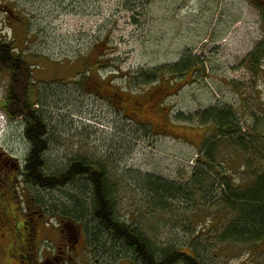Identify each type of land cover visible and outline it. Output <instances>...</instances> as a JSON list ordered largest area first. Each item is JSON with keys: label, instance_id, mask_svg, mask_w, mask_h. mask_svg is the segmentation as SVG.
I'll list each match as a JSON object with an SVG mask.
<instances>
[{"label": "rangeland", "instance_id": "obj_1", "mask_svg": "<svg viewBox=\"0 0 264 264\" xmlns=\"http://www.w3.org/2000/svg\"><path fill=\"white\" fill-rule=\"evenodd\" d=\"M144 2L0 0V39L12 42L31 66L32 99L45 112L47 165L55 171L77 157L101 163L114 185L118 216L138 226L160 249L176 247L201 264H264V243L220 239L233 214L219 203V177L206 197L195 196V203L168 199L167 205L157 207L149 204L142 185L146 176L188 183L200 151L214 137V128L200 125L195 113L219 107L231 110L242 126L255 124V117L264 122V64L254 71L243 61L263 37L264 0L257 2L261 9L253 6L254 0ZM184 55L201 67L173 87H150L137 80L140 71L175 64ZM87 69L95 77L92 85L101 82L99 90L106 88L101 81L106 78L113 81L109 89L127 103H141L137 122L147 126L127 120L109 100L73 81ZM7 81V74L0 72V99ZM157 124L165 135L149 133ZM5 130L7 145L22 156L27 144L20 137V121L9 120ZM216 158L219 172L236 184L246 183L241 152L223 145ZM90 191L86 182L33 190L38 206L46 200L49 212L66 218L81 207V218L75 217L78 224L73 226L47 212V227L34 232L36 240L20 243L18 234L10 243L0 240V264L131 263V252L110 241L94 223ZM3 200L0 195L1 206Z\"/></svg>", "mask_w": 264, "mask_h": 264}, {"label": "trees", "instance_id": "obj_2", "mask_svg": "<svg viewBox=\"0 0 264 264\" xmlns=\"http://www.w3.org/2000/svg\"><path fill=\"white\" fill-rule=\"evenodd\" d=\"M148 1L145 0L144 4H147ZM252 4L261 9L256 2ZM262 30V39L243 60L254 71L264 64V18L262 19ZM100 43L95 44V47H98ZM197 66L201 67L196 61L192 62L184 55L175 64L161 65L151 70L140 71L137 80L140 81V84L150 87L152 85L159 87L165 83L173 87L174 83H178L188 73L198 72L199 69L195 68ZM89 71L90 69L85 70L79 79L73 81H76L75 83L81 87L94 83L95 77L90 75ZM0 72H4L8 76L1 108L9 119L21 120L20 126L28 145L23 173L34 188L50 191L62 189L68 184L76 182L89 184L91 217L97 228L110 241L131 252L132 261L129 264H201L196 257L179 251L176 247L168 246L160 249L138 226H133L118 216L114 185L110 182L101 163L85 157H77L69 160L63 168L55 171L50 169L46 162L47 155L44 156L50 143L48 124L45 112H39L34 107L36 104H34L31 95L34 87L31 66L22 55L14 51L12 42L2 39H0ZM110 82L113 83V81ZM86 90L88 91L87 87ZM114 94L119 96L118 91H115ZM116 96L108 99L114 101ZM121 99L119 110L126 116L129 111L128 103L131 101L127 103L124 97ZM194 116L200 125H211L214 128L212 131L214 137L207 140L203 151H200L202 156L197 158V167L187 180L188 183L169 182L154 176L143 178L142 185L146 189V193L149 194L147 198L149 204L154 207L165 206L168 199L195 203V196L204 193L206 197L219 177V203L233 214L221 232L220 239L244 245L264 243V122L255 117V124L242 126L231 110L219 107L203 110L195 113ZM251 116L254 117L253 114ZM178 117L181 119V116ZM189 119L187 117L183 121ZM135 124L147 126L144 123ZM223 145L229 146L232 151H239L243 155L247 166L246 172H248L246 183L236 184L228 175L219 172L216 154ZM211 172L216 176L210 177ZM209 181H212L211 185H209ZM35 201L37 202L36 199ZM40 202L42 203L43 199ZM46 206L49 210L50 206L47 203ZM54 207L57 208L58 204ZM166 208L169 209L170 206H166ZM73 209L74 211L68 212L67 218L64 213L55 214L54 211L48 213L59 222L66 219V224L76 226L78 221L75 217L81 218L79 213H82L83 208L74 207ZM39 229L40 227H36L31 235L28 231H25L26 235H24L21 231L14 230L12 239H14V235L20 233L21 235L18 236L21 238L24 236V242L31 239L36 240L34 232ZM36 260L35 262H37Z\"/></svg>", "mask_w": 264, "mask_h": 264}, {"label": "flooded vegetation", "instance_id": "obj_3", "mask_svg": "<svg viewBox=\"0 0 264 264\" xmlns=\"http://www.w3.org/2000/svg\"><path fill=\"white\" fill-rule=\"evenodd\" d=\"M254 1L256 3L261 2V0ZM260 4L263 6L264 2H261ZM7 11L10 15L12 14L8 9ZM104 80L102 79L101 81ZM96 84L97 85L89 84V86H86L88 93L97 94L101 100H109L108 103H110L113 107L120 109V100H122L121 96L119 95L117 97L114 94V91L109 89V85H111L112 82L105 80L103 84L107 89L105 88L102 90L98 89V87L101 86V82ZM105 91L108 94H106ZM114 96H116V98L111 103L108 98H114ZM142 106L143 105L139 102L131 101L128 103V114L124 117L126 119L129 118L127 120L132 121L133 123H141L137 122V120L140 119V115L143 114ZM34 107L37 111L43 113L42 108H39L38 105H35ZM149 133L153 136L165 135L160 124L152 126V128L149 129ZM17 134L18 133H16V135ZM20 137L22 141L27 144V140L23 136V131H21ZM11 140H13V138ZM6 141L7 140H5L4 137L0 138V195L4 197V205H0V240L3 242L2 240L4 239V243H10L11 241H14V239H12L14 230L21 231L23 234L26 233L25 231H28L29 235H31V232L34 231L36 227L45 229L47 227V223L43 220V215L49 211L46 206V201L43 200L42 206H38L34 196L32 195L33 190L42 192H45V190L42 188H34L23 173L27 160L28 145L24 154L22 156H18L14 146L7 145ZM48 150L49 144L44 156L47 155ZM40 211H42V213H40ZM32 216H34L35 219H32ZM19 234L20 233H18V235ZM19 241L20 243L24 242V236L23 239Z\"/></svg>", "mask_w": 264, "mask_h": 264}]
</instances>
